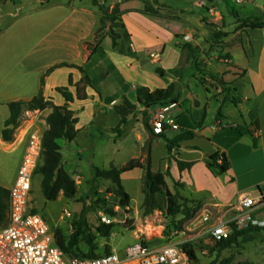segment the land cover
I'll use <instances>...</instances> for the list:
<instances>
[{
	"label": "crops",
	"instance_id": "0c3cea01",
	"mask_svg": "<svg viewBox=\"0 0 264 264\" xmlns=\"http://www.w3.org/2000/svg\"><path fill=\"white\" fill-rule=\"evenodd\" d=\"M100 1L103 3L105 0ZM222 1L228 10L224 14L230 16L229 11L234 10L238 15L233 16L234 19L231 17L232 22L224 28L227 33L222 44L224 49L220 47L219 50L224 51L225 59L220 60L217 56L219 50L212 47L214 42L210 38V30L204 27L206 23L202 21H207L211 16L206 8H199V3L203 2L218 10L215 0H200L193 10L189 7L175 8L180 15L190 13L198 17L199 27L195 29L188 24L174 28L172 21L161 22L143 13L144 2L115 1L123 12L116 44L110 35H106L93 53L90 45L94 44L101 26L100 12L93 0H51L46 6H43L44 0H39L37 10L41 17L35 24L24 26L17 24L16 18L4 23V16H1L6 5H21L20 1L6 0L0 3V149L18 153L16 166L11 173L1 174L0 186L11 189L27 145L26 131L39 127L44 133L48 129L46 117L51 113L50 109H46L38 115L32 114V119L16 129L14 141L6 142L2 125L10 116L8 103L28 101L35 97L45 76L44 96L57 106H63L65 99L56 89L69 87L75 94L74 85L82 80L84 74L70 67H60L48 75L46 73L56 65L67 63L83 68L92 83L86 88L88 98L85 101L76 99L70 104V109L78 118L75 140L60 141L63 164L76 183H81L87 177L95 178L94 169L100 167L86 163V159L94 154L97 141L108 139L114 143L115 153L118 151L117 141L132 145L135 152L131 160L144 159L150 152L152 171L166 172L170 167L172 178H167L168 184L170 179L185 184L184 189L190 188L194 194H206L203 196H207L219 210L235 205L245 194L258 197L259 191H264V29H249L242 22L251 17H262L264 0L263 3L256 0L238 3L234 0L232 6L229 0ZM135 2L138 4L134 5ZM127 18H130V23H127ZM195 30L200 31L197 37L193 34ZM105 46L109 49L108 54H104ZM193 46L208 52L202 53L199 61L201 58L204 60L200 65H196L187 54V50ZM152 55L159 57L154 59ZM93 62L96 65L89 70ZM100 68V73H96ZM70 78L73 86H69ZM171 84L180 86L179 101L169 105L171 108L168 112L179 129L165 127L163 132H158L154 130L153 112L161 107L145 110L138 103L137 90L146 87L155 91ZM199 85L206 91L204 94L200 93ZM123 98L137 107V116L132 114L127 117L126 124H122L115 109ZM235 99L238 100L237 104L234 103ZM125 125L130 127L129 131H123L122 135L114 132V129ZM238 130L241 136L234 132ZM184 132H193L194 138L180 142L179 147L173 149L170 161L168 141ZM216 153H225L229 159L230 170L224 177L214 176L206 165V159ZM112 159L113 155H106L103 161L107 167L101 169L110 168L114 164L111 163ZM178 160L193 162L194 165L191 169L180 171ZM130 161H124L117 168ZM128 173L138 174L143 181L142 169L124 174ZM143 202L144 198L139 202L137 212H133L131 198L128 214L119 203L117 206L125 216L132 211L137 219L143 214ZM263 215L264 205L253 212L258 219ZM184 241L188 240L172 243ZM97 243L100 253V247L103 248L107 242L103 241L100 246L97 239ZM113 251H116L114 247Z\"/></svg>",
	"mask_w": 264,
	"mask_h": 264
},
{
	"label": "trees",
	"instance_id": "16d2710c",
	"mask_svg": "<svg viewBox=\"0 0 264 264\" xmlns=\"http://www.w3.org/2000/svg\"><path fill=\"white\" fill-rule=\"evenodd\" d=\"M107 1V0H105ZM119 1V0H112ZM51 0H44L43 6L48 5ZM94 6L100 12V28L98 29L95 37L94 44L90 45L92 53L99 47L106 35H110L116 44L118 35L114 32V26H111L110 31L105 32L107 28V21L119 19L123 12L118 8L113 11L104 2L100 0H93ZM153 5L146 3L143 13L157 16L161 6L158 0H154ZM236 16L238 14H235ZM242 23L245 24L249 29H264V11L262 17H251L244 20ZM60 67L77 68L83 74L82 80L73 84L72 78H70L69 86H75L76 93L74 94L69 87H59L56 91L62 95L65 99L63 106H57L52 100L47 99L44 96V85L45 76L41 81V89L39 93L28 101H14L8 103L10 110V116L5 121L4 130L2 132L3 139L6 142L14 141V134L16 129L21 125L22 117L25 112L44 111L50 109L51 113L46 117V123L48 129L43 133V152L40 164L35 171L36 175L42 176L41 190L46 201H56L62 194L65 198L71 199L78 193V186L73 177L68 173L63 164V155L60 141L66 140L73 142L77 135V124L78 118L75 113L70 109V104L76 99L85 101L88 98L86 88L91 86V79L86 74L85 70L81 67L70 65L67 63L59 64L52 67L46 75L53 70ZM138 103L142 105L145 110L155 109L157 107L166 106L170 104H176L180 98V86L178 84H171L169 87L164 89H157L151 91L149 88L140 87L137 90ZM234 103H238V100H234ZM116 112L122 119V124L127 123V117L136 113L137 107L133 105L127 98H123L120 105L115 107ZM221 115V114H219ZM150 129V126H148ZM119 135L123 134V131L119 128L114 129ZM241 136V131H234ZM194 138L193 132H184L177 136L174 140L168 141L167 151L168 158L171 161L172 151L175 147H179V143L185 140ZM180 171L191 169L194 165L193 162L177 161ZM206 165L212 174L216 177H224L230 170V162L225 153H216L206 159ZM135 169H142L144 171L143 176V187L142 192L144 194V202L142 205L143 217L153 215L155 212H161L167 217L175 219L178 215L182 214L184 218L189 219L192 217L193 212L187 205L188 200L183 196L181 189L185 188V184L180 182H173V189L170 188L167 178H172L170 167L166 172H154L152 171V161L150 152L147 153L143 159H133L128 162L122 168L111 166L108 169L95 168V178L97 180L110 181L113 184V188L108 189V194H114L118 198V203L125 213H129V207L131 197L125 190L122 183V174L131 172ZM10 202V190L0 186V227L7 224L9 203ZM100 211H104V214L110 218L117 217L119 212L115 211L114 208L109 206L106 199L98 198L95 202ZM32 213H38L37 210H31ZM89 210L84 206L77 220L71 225L72 232L69 235H64L61 230H54L56 235L57 243L62 250L72 256H78L82 258H94L99 257L103 254H110L112 251L109 246L106 247V252L99 254L97 238L101 237L109 239L111 237L113 225L105 224L99 221L97 228H93L88 220ZM264 232V227L249 228L244 231H237L233 236L222 242H217L213 247L205 246L203 240L196 242H187L182 245L184 250L189 255L192 263L198 260L199 252L208 250L210 253H221L227 249L233 248L236 245L250 243L255 239V234ZM87 247V251L84 249ZM209 264H224L219 263L217 260H213Z\"/></svg>",
	"mask_w": 264,
	"mask_h": 264
},
{
	"label": "rangeland",
	"instance_id": "374dc122",
	"mask_svg": "<svg viewBox=\"0 0 264 264\" xmlns=\"http://www.w3.org/2000/svg\"><path fill=\"white\" fill-rule=\"evenodd\" d=\"M5 1L6 0H0V3H3ZM16 1H20L21 5L10 4L6 5L3 8L4 13L3 15L1 14L2 17L4 16L3 22L6 23V21H12L16 18L18 21L17 24H22L23 26L25 24H35L37 20L41 17L40 12L37 10L40 7L39 0ZM138 1L144 2L145 5L146 3H149L154 7L158 8L157 5L154 4V0ZM198 1L200 2V0H158L159 4L163 7L159 9V14L154 17L161 22L172 21L171 26L174 28L175 26H187V24L190 25V27H193L194 29L198 28V17L192 16L190 15V13L187 15H180V11L175 12V8L184 9L185 7H189L190 10L196 9L194 6L198 4ZM201 1L206 2L209 0ZM215 1L217 4V9L220 11L216 10L214 7H208L207 4L203 2L199 3V8H206L211 16L210 18H212L211 21L210 18L207 19V21L211 24H208L207 21L204 19L202 21L206 23V26L204 24L202 25H204V27L206 28H209L210 38L214 42V46L212 47H217V49L219 50L220 47H224V45L222 44L224 42V37L227 35L224 28L230 22H232L231 17L233 19V16L236 17V11L230 10L229 12L232 16L226 15L224 13H227L228 10L226 8L225 2L222 0ZM233 1L234 0H229L231 6L233 5ZM256 2L263 3V0H256ZM104 3L109 6L112 11L117 6V3L112 0L104 1ZM137 4L138 2L134 3V5ZM163 4L171 7L164 6ZM118 6L117 7L120 9V4ZM177 19H179L180 21H178ZM187 19L188 21L186 22ZM126 21L127 23L131 22L130 18H127ZM121 22V17L115 20L114 23L112 21H107V28L105 29V32L110 31L111 26H114V32L117 33ZM243 25L245 24L243 23ZM199 33L200 31L195 30L193 34L195 37H197L199 36ZM203 47L205 48V46ZM208 48L209 47H206L205 49ZM108 51L109 49L107 48V46H105L104 54H108ZM202 53L206 54L208 52L206 50L202 51L201 47L195 46L187 50V54L192 59H194V63L196 65H200L202 63V60H204L201 58V60L199 61ZM217 56L218 60L225 59L224 51L219 50ZM95 65L96 62H93L89 66V70L94 68ZM100 70L102 69L100 68L96 71V73L99 74ZM94 72L95 71H92V73ZM189 74L190 73L186 75ZM198 89H200L201 94H204V92H206L201 85H199ZM27 112H25L22 117V123L32 119L33 117V115H27ZM153 113L156 114L157 110H154ZM0 116H2V111H0ZM41 118L43 117L41 116ZM134 122L136 121L134 120ZM2 127L4 126L2 125ZM118 128L119 130L125 132L129 131L130 129L128 125H125L123 128ZM161 141L163 142V144H165L163 140ZM127 144L129 143H126V141H117L118 151L117 153H115L113 149H115L116 147L113 142H110V140L108 139L99 140L97 141V144H95L94 154L90 159H86V163H94V165L100 168H103V166L107 167V164L103 160L106 155L110 154L114 157L111 162L114 163L112 165L118 167V165L120 166L124 161H130L132 154L135 152L134 147H132V145L130 146V144ZM17 154L6 152L0 149V176L1 174L11 173L12 169L16 166ZM41 181V175H36L34 177L33 189L31 192L29 204L30 210H37V212L40 213L49 222L53 230H61L64 235L71 234V225L75 222V220L78 219L80 213L79 211L84 206H86L89 210V222L93 226L94 230L95 228H97V226L99 225V221H101L102 214L105 215L104 211H100L98 206L95 205V202L98 200V198L106 199L109 203V206L111 208H114L115 211L119 212L120 215L113 218H110L105 215L110 221H112L111 224L113 225V228L111 237L109 239L103 240L101 237L97 238L100 246L103 245V241L107 242V245H105L103 248L100 247L101 252L99 254L106 252L105 249L107 246H109L111 251H113L114 247L116 251L120 252L123 251L126 247L133 245L136 242H142L144 244L149 245L150 247H158L172 242L189 240V238H192V236L194 235H198V233L202 231L203 228L201 227V219L206 212L217 213L219 211V209H217L212 204V201L208 199L207 196H203L206 194H194L190 192L189 188L183 189L181 190V192L183 193L184 197H186L188 200H191V202L187 203L190 209L194 211L191 218L186 219L182 214H180L175 219H172L171 217H167L166 215L160 212L157 214L155 212L153 216L143 217V215H140L136 219L133 212H137V210L139 209V202L142 201L144 198V194L142 192L143 184L138 174L136 173H128L123 175V185L125 187V190L129 193L132 198L131 206L134 210L133 212L131 211L129 216H125L123 214V210L119 206H117L119 201L118 198H116L114 194H108V189L111 190L113 188V184L109 181L107 182L104 180H97L95 178L91 179L87 177L86 180H83L81 183H77L78 193L75 197L68 199L61 194L56 201L52 202L46 201V199L44 198L41 190ZM168 181L170 184L169 186H171L173 189V182L170 179ZM65 210L69 211L72 214L71 218L63 217ZM254 236L255 239L252 242L245 244L243 243L241 244V246L236 245L235 247L227 249L221 253L216 252L213 254L210 253L208 250L199 252L198 260L193 262V264H209L213 260H217L219 263L224 264H264V232H259ZM214 244L215 243L211 241L204 242L205 246L213 247ZM84 249L87 251L86 246H84Z\"/></svg>",
	"mask_w": 264,
	"mask_h": 264
},
{
	"label": "built area",
	"instance_id": "2783aa9c",
	"mask_svg": "<svg viewBox=\"0 0 264 264\" xmlns=\"http://www.w3.org/2000/svg\"><path fill=\"white\" fill-rule=\"evenodd\" d=\"M237 2L242 3L245 0ZM152 57L158 59L159 55ZM170 108L169 105L161 106L157 111L154 130L163 132L165 127L171 130L179 129L175 120L168 114ZM39 113L40 111H28L27 115ZM21 126L22 122L18 128ZM26 137L24 155L10 189L7 224L0 227V264H193L182 247L183 244L198 240L222 242L231 238L237 231L264 227V215L260 219L253 216V212L264 205V191L260 190L258 197L245 194L233 206L223 208L217 213L206 212L201 219L202 231L188 241L157 248L137 242L123 251H112L110 254L94 258L69 255L58 245L49 222L40 213H32L30 210L35 171L43 152V133L39 128L31 127L26 131ZM63 217L71 218L72 214L65 210ZM101 221L108 225L112 223L103 214Z\"/></svg>",
	"mask_w": 264,
	"mask_h": 264
}]
</instances>
